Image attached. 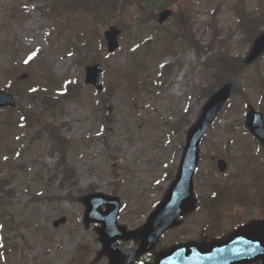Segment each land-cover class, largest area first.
<instances>
[{
    "label": "rangeland",
    "instance_id": "1",
    "mask_svg": "<svg viewBox=\"0 0 264 264\" xmlns=\"http://www.w3.org/2000/svg\"><path fill=\"white\" fill-rule=\"evenodd\" d=\"M62 1L72 3L60 0V7ZM237 1L249 12L264 11V0H183L177 5L181 9H173L176 18L160 28L137 17L135 6L113 13V18L101 14L102 8L96 11L99 18L78 13L53 21L47 16L49 0H0V89L26 92L21 98L15 94L17 110H0V187L7 195L0 192L4 201L0 213L5 212L12 224L2 235L9 252L0 253V264H109L99 225L84 220L81 195L92 186L121 198V225L134 230L146 224L165 197L170 176L178 168L182 139L186 142L184 129L177 132L173 126L187 111V130L197 122L207 102L203 89L210 80L192 50L181 52L171 45L168 30L191 27L202 46L212 42L216 49L223 47L246 59L251 47L237 27ZM123 20L131 26L124 30L119 50L109 55L104 32ZM94 61L104 69L101 93L85 84L86 67ZM64 82L79 95L61 106L53 104L57 108L53 112H45L42 101L39 107L29 106L30 84L43 85V95L53 91L51 100L56 102L62 101L55 92ZM241 84L239 92L247 98L235 95L204 138L194 178L200 200L216 183L231 195L236 184H250L245 203L227 209V232L264 217V155L244 127L246 103L264 113V57L245 72ZM22 109L34 118L26 121L33 122L32 127L22 125ZM52 134L68 142L64 170L58 168L60 154L51 150ZM219 156L229 163L226 174L217 170ZM66 170L74 172L72 180L63 175ZM237 192L242 195V188ZM204 221L203 210L185 217L180 227L163 237L154 255L176 244L203 241ZM80 244L87 248V256L76 255ZM129 246L121 244L125 252Z\"/></svg>",
    "mask_w": 264,
    "mask_h": 264
},
{
    "label": "water",
    "instance_id": "2",
    "mask_svg": "<svg viewBox=\"0 0 264 264\" xmlns=\"http://www.w3.org/2000/svg\"><path fill=\"white\" fill-rule=\"evenodd\" d=\"M171 15L169 11L162 13L159 22L165 23ZM120 34L121 31L114 27L105 34L110 53L119 48ZM263 53L264 34L256 42L248 63H252ZM86 83L93 84L100 91L103 89L101 65L87 69ZM231 92L232 85L229 84L214 95L205 106L201 119L188 134V143L179 175L145 227L128 233L125 228L118 226L120 202L117 198L96 194L83 199L87 207L86 222H100L103 225L98 232L105 253L112 259L111 264H135L138 257L151 251L157 245L164 232L177 226L178 218L195 209L193 175L199 162L202 138L231 97ZM6 106L16 107L15 99L12 95L0 91V107ZM246 127L264 146L263 116L252 108L247 114ZM219 167L224 172L227 164L219 161ZM103 205L107 206L106 212L102 211ZM131 239L135 244L131 255L126 257L118 250V240ZM258 260H262L264 264V222L253 223L224 242L207 245L191 243L175 247L169 252L160 254L157 264H252Z\"/></svg>",
    "mask_w": 264,
    "mask_h": 264
},
{
    "label": "trees",
    "instance_id": "3",
    "mask_svg": "<svg viewBox=\"0 0 264 264\" xmlns=\"http://www.w3.org/2000/svg\"><path fill=\"white\" fill-rule=\"evenodd\" d=\"M92 1H93V5L91 7V10L95 12V11H98L99 8H101L102 2L104 3V6L106 7V9H108V7H115L119 3L121 5H124L128 2L132 3L134 0H92ZM135 1L139 5H141L145 0H135ZM146 2H148V0H146ZM75 4L77 6L83 4V7L89 8L91 6V0H75ZM158 7L159 6H154L153 10H156ZM251 35L256 36L257 31L252 30ZM199 54H200V59L204 62V64L207 67H209L207 69L212 71L211 82L207 90H205L206 93L209 92L208 94H206L207 96H210L217 88H219L225 82L236 80L239 77V75H241L244 71V68H232L231 66L228 68H222V66H219L220 68H215V66H210V64L207 63V55H205L203 52ZM69 89L70 87H68L67 89L66 88L64 89L67 92L61 94L60 96L61 99L65 100L67 98H74L79 94L78 89L77 90H75L74 88H71V90ZM31 99L33 102L42 101L46 108L47 106L51 105L52 102H54L53 100H51L50 93H48L47 95H43L41 90L34 92L31 95ZM52 138L54 139L53 145H54L55 150L62 154L61 161L63 163L64 160H66L67 158L66 156L67 151L64 149V144H66V142L65 140H62L60 137H56L54 134H52Z\"/></svg>",
    "mask_w": 264,
    "mask_h": 264
},
{
    "label": "snow or ice",
    "instance_id": "4",
    "mask_svg": "<svg viewBox=\"0 0 264 264\" xmlns=\"http://www.w3.org/2000/svg\"><path fill=\"white\" fill-rule=\"evenodd\" d=\"M30 59H31V57H30Z\"/></svg>",
    "mask_w": 264,
    "mask_h": 264
},
{
    "label": "bare ground",
    "instance_id": "5",
    "mask_svg": "<svg viewBox=\"0 0 264 264\" xmlns=\"http://www.w3.org/2000/svg\"><path fill=\"white\" fill-rule=\"evenodd\" d=\"M33 22V21H32Z\"/></svg>",
    "mask_w": 264,
    "mask_h": 264
}]
</instances>
